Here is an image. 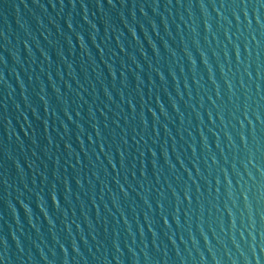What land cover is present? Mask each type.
I'll list each match as a JSON object with an SVG mask.
<instances>
[{
  "label": "water",
  "instance_id": "water-1",
  "mask_svg": "<svg viewBox=\"0 0 264 264\" xmlns=\"http://www.w3.org/2000/svg\"><path fill=\"white\" fill-rule=\"evenodd\" d=\"M0 264H264V0H0Z\"/></svg>",
  "mask_w": 264,
  "mask_h": 264
}]
</instances>
